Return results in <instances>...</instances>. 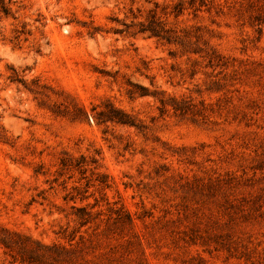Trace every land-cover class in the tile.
Masks as SVG:
<instances>
[{"label":"rangeland","instance_id":"374dc122","mask_svg":"<svg viewBox=\"0 0 264 264\" xmlns=\"http://www.w3.org/2000/svg\"><path fill=\"white\" fill-rule=\"evenodd\" d=\"M189 1L0 14V228L40 264H264V0Z\"/></svg>","mask_w":264,"mask_h":264},{"label":"trees","instance_id":"16d2710c","mask_svg":"<svg viewBox=\"0 0 264 264\" xmlns=\"http://www.w3.org/2000/svg\"><path fill=\"white\" fill-rule=\"evenodd\" d=\"M9 3L10 0L7 2L6 0H0V14L3 12L6 15L10 14L9 9ZM206 0H190L189 6L190 8H193L194 11H200L201 7L206 6ZM185 10V4L183 2H180L174 6V10L172 13H174L176 16L183 13ZM139 32L141 33H147L150 35V37H155L158 39H164L167 41L175 40V35L173 32L167 28L166 23L161 20L160 18H157L156 15L152 14L149 17V20L147 22L141 23V27ZM176 110H184L181 107H177ZM109 120H119L122 122H126L125 115L119 112L118 110H114V114H108L105 116ZM84 219L82 223L89 222V219ZM24 239L31 241L29 238L24 237ZM21 241H24L20 235L14 234L11 232H8L5 229L0 228V244H2L5 248L9 249L11 252L14 253V256L17 255L22 263H28V264H40L41 259L43 258V254H40L39 252H35V249H18L17 245L21 243ZM46 248H48L46 246Z\"/></svg>","mask_w":264,"mask_h":264}]
</instances>
